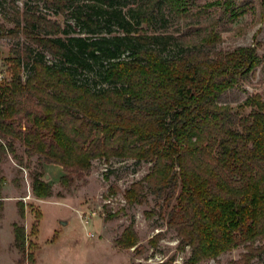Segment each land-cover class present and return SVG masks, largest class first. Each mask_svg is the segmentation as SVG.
Segmentation results:
<instances>
[{"label": "trees", "instance_id": "16d2710c", "mask_svg": "<svg viewBox=\"0 0 264 264\" xmlns=\"http://www.w3.org/2000/svg\"><path fill=\"white\" fill-rule=\"evenodd\" d=\"M47 1L59 13L69 9L73 23L63 26L32 8L23 20L15 19L13 30L24 22L26 34L57 61L49 63L30 47L11 57L17 66L31 63L33 72L24 79L16 69L0 83V163L13 154L29 167L36 156L32 189L46 198L53 185L45 178V164L61 165L60 182L69 187L90 173L96 158L151 162L124 198L129 204L147 202L148 192L164 202L176 198L168 223L178 232L180 248H191L185 264L216 259L239 246L247 248L240 262L251 264L261 251L256 243L264 239V98L247 96L240 107L250 111L244 112L222 96L254 74L264 55L258 43L219 45L222 24L258 7L264 19V0ZM167 14L179 22V33L169 32L167 23L165 30L146 32L145 25L168 21ZM73 24L81 34H72ZM113 26L120 32L86 34L103 27L112 33ZM171 46L175 53L167 52ZM96 66L109 86L94 89L77 79L79 69ZM22 115L32 129L17 126ZM49 134L54 142L45 139ZM5 181L1 176L0 219ZM119 190L117 184L109 187L111 194ZM18 207L25 216L22 201ZM36 214L38 232L41 213ZM13 226L15 244L25 254L26 228ZM139 241L132 223L117 238L121 247L141 253ZM151 242L156 245L158 235ZM28 261L35 262L34 254L28 253ZM154 264H175V258Z\"/></svg>", "mask_w": 264, "mask_h": 264}, {"label": "rangeland", "instance_id": "374dc122", "mask_svg": "<svg viewBox=\"0 0 264 264\" xmlns=\"http://www.w3.org/2000/svg\"><path fill=\"white\" fill-rule=\"evenodd\" d=\"M206 1L198 0L199 3ZM31 8L37 10V14L63 26L68 21L73 23L69 9L59 13L47 0H0V83L9 81L16 69H21L24 79L33 72L31 63L17 66L11 60V57L16 56L15 53L21 52L24 55L29 47L34 50V54L44 55L49 63L57 61L56 57L34 41V35L26 34L24 22L20 30H13L16 27L15 19L20 15L23 20L25 11ZM167 19L165 17L152 25H145L146 32L165 30L163 25L167 23L166 29L169 32L179 33V22L171 14H167ZM72 28L73 35L81 34L78 26L73 24ZM220 28L223 41L219 47L232 49L238 45L258 43L259 52L264 55V19L260 16L259 7L237 20L222 24ZM107 29L103 27L95 33L86 34L103 37L120 32L114 26L112 33L107 32ZM188 30V27L184 28V31ZM176 51L177 47L171 46L167 52ZM100 69L99 66L93 70L79 69L77 79L94 89L107 87L109 85L99 74ZM254 93L264 98V64L224 94L222 100L240 111L248 112L249 107L242 108L240 105L247 96ZM16 124L23 129L33 128L32 122L23 115L18 116ZM45 139L49 143L54 142L50 134ZM17 148L18 153L24 155L22 141H17ZM29 161V167L26 164L20 165L14 155L9 154L0 163V177L6 178L3 186L5 209L0 219V264H154L170 257L175 258V264H185L189 258L191 248H180L178 232L168 223L169 211L177 202L175 197L170 202H164L148 192V201L141 204H129L124 198L125 190L150 171L151 162L137 163L132 158H96L92 160L90 173L77 178L69 187L60 182L65 174L61 165L45 164V178L53 185V195L38 198L32 189V171L36 169L37 157ZM112 184L120 187L117 194L109 192ZM19 201L25 205V216L20 214ZM36 212L41 213L38 232L33 227ZM61 219L70 221L62 224ZM14 222L26 228L25 254L15 244ZM131 223L138 233L141 253L135 247L124 248L117 243V238ZM156 235L158 242L153 246L151 240ZM256 245L261 251L252 259L251 264H264V239ZM246 251L245 246H239L216 259H206L199 264H243L240 260ZM29 252L34 254L35 262L28 261Z\"/></svg>", "mask_w": 264, "mask_h": 264}, {"label": "water", "instance_id": "95a60500", "mask_svg": "<svg viewBox=\"0 0 264 264\" xmlns=\"http://www.w3.org/2000/svg\"><path fill=\"white\" fill-rule=\"evenodd\" d=\"M60 221H61L62 224H67L69 222L68 219H61Z\"/></svg>", "mask_w": 264, "mask_h": 264}, {"label": "crops", "instance_id": "0c3cea01", "mask_svg": "<svg viewBox=\"0 0 264 264\" xmlns=\"http://www.w3.org/2000/svg\"><path fill=\"white\" fill-rule=\"evenodd\" d=\"M5 209V208H4ZM4 213V212H3ZM70 221V220H69Z\"/></svg>", "mask_w": 264, "mask_h": 264}]
</instances>
